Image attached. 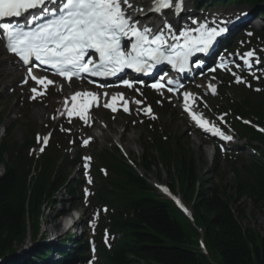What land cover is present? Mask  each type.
I'll return each instance as SVG.
<instances>
[{"label": "trees", "instance_id": "16d2710c", "mask_svg": "<svg viewBox=\"0 0 264 264\" xmlns=\"http://www.w3.org/2000/svg\"><path fill=\"white\" fill-rule=\"evenodd\" d=\"M227 3L264 6V0H228ZM242 97L231 108L242 117H254L264 127V92L243 91ZM241 132L264 146V137L252 129L241 127ZM30 146L8 142L0 145V163L5 167L0 177V260L14 257L30 233L34 239L38 237L44 209L56 203V195L62 189L69 194L68 202L73 206H77L81 196L80 189L69 181L72 164L68 157L60 156L54 148L34 166L26 153ZM154 149L157 157L147 149L141 167L148 173L160 167L165 169L169 187L191 208L193 221L159 197L125 161L102 152L100 161L109 171V177L98 179L97 200L109 207L110 229L121 237L114 251L103 256L105 262L264 264V236L243 225L247 207L242 203L245 199L253 208L264 209V152L260 159L249 158L240 170L231 165L234 172L231 182L225 184L221 179L218 184H210L206 174L218 175L219 168L205 173L207 166L182 139H159ZM33 166L39 172L30 177ZM47 252V247H41L28 259L9 260L5 264H47Z\"/></svg>", "mask_w": 264, "mask_h": 264}, {"label": "snow or ice", "instance_id": "6c2138e0", "mask_svg": "<svg viewBox=\"0 0 264 264\" xmlns=\"http://www.w3.org/2000/svg\"><path fill=\"white\" fill-rule=\"evenodd\" d=\"M170 8L179 15L183 10V0H153L151 10L159 13ZM137 11L142 12L143 8H138L132 0H0V21L22 17L25 20L23 25L2 23L0 29L6 37L7 50L24 65H29L34 59L40 65L50 67L54 75L63 77L69 83L73 78H83L82 74L108 78L125 69L149 74L157 65L164 63L183 73L192 56L196 53H206L216 38L227 31L225 27L209 29L206 25H201L194 30L197 35L194 36L191 30H186L179 37H172L174 41L182 39L183 43L168 44L163 33L152 35L149 27H138L139 21L133 19ZM165 27L170 30L169 25ZM244 57H247L244 64L250 68V59L254 57V52L249 51ZM256 62L259 63V59ZM222 67L226 68V65ZM233 75L235 82H245L236 73ZM28 76L38 86L54 84V81L47 77L34 76L31 68L28 69ZM160 79L163 80V77ZM88 83L93 81L89 80ZM123 83L128 88L133 87L130 81L125 80ZM167 84L173 85L175 81L169 79ZM151 87L160 90L165 84L154 83ZM209 88L215 94V86L209 85ZM176 90L177 88H168V91ZM32 92V98L36 99L37 88L34 87ZM104 95L107 96V93ZM117 97L124 100L123 94L118 93L111 97V102H105L103 107L116 112ZM190 98L194 101L191 93H184L185 111L204 132L225 141L233 139L201 115L194 114L188 103ZM99 99V95L91 91L76 92L71 96V107H68L67 98L64 101L67 116H78L87 124L90 120L89 110L92 106H100ZM134 103L139 105L142 101L136 100ZM122 107L124 112L130 111L128 101L124 100ZM143 111L145 114H151L150 107ZM61 130L66 131L63 128ZM37 140L39 143L40 138ZM48 140L49 137L43 138L44 146ZM89 143L90 138L83 142L84 146ZM40 151L43 152L44 147H41Z\"/></svg>", "mask_w": 264, "mask_h": 264}, {"label": "rangeland", "instance_id": "374dc122", "mask_svg": "<svg viewBox=\"0 0 264 264\" xmlns=\"http://www.w3.org/2000/svg\"><path fill=\"white\" fill-rule=\"evenodd\" d=\"M151 2L152 0L136 1L134 5H136L138 8L143 7L141 5H146L145 8H147L150 7ZM209 9V15H228L232 13H239L243 10V8H236L234 10H231L232 13H230L228 11L223 12L218 9ZM250 26L253 30H255V32H258L264 27V20L258 21V23L252 24ZM251 40L252 39L243 40L240 45H238V47L240 46L239 49H250L253 46ZM262 41L264 42V38L262 39ZM23 75L24 73L20 72V70L15 66L13 60H9V58L5 55L0 43L1 120L3 121V127L6 130H8L12 126H15V129L13 130V134L10 137L9 141H15L23 144L26 141H31L32 134L44 135L47 132L52 133V140H60V137H58V135L60 134V130L62 128L65 129L66 131L63 132L69 134L68 138L74 136L75 142H71L69 144L66 143L64 145V149H70L72 148V146L77 145V148L75 150L70 149L69 154L71 156H74L75 154H81L84 163L82 167H79L72 173V182H76L81 178V176H83V174L85 176H88L90 161L86 160V157H90V155H93L96 158L100 151H111L116 145H120L123 149L124 154L133 161L142 157L143 143L141 140H143L145 133V131L143 130L144 127L149 128V130H153L152 133L154 132V137H162V135L170 133L173 136L182 138V140L186 142L190 150H192L196 154L197 158H199L203 164H206V166L209 167L208 171L215 168V159L211 155L212 150L210 146H207V141L202 135H199L198 133L190 129V125L188 124L186 117L184 116L183 112L179 110L178 106H180V104L178 102H167L166 100H164V102H159L157 104V98L155 96L149 94H143L140 96L137 93H134L129 97L132 106L131 114L127 119L119 117L111 120L106 119L104 113L100 112L96 115V128L93 130H89L88 128L85 129L83 124H81V122L79 121H72L57 126V124H55V114L59 107L60 98L67 95V93L65 94L63 92L62 94H60L56 90H52L49 93L44 92L45 97L41 98L42 95L40 93H43V88H40L37 89V93L35 94L36 99H33L32 97L34 93L32 92V89L34 87L36 88V86L30 84L27 87H24L22 85ZM213 79L217 82V84L220 85V91H223L227 95L230 94L232 97H235L238 100L241 99V93L239 91L240 88H237L238 84L241 83H237L235 81L232 82V80H230L227 85H224L225 77ZM199 84L195 85L196 89L194 88V90L198 91L195 92L198 93L197 98L198 100H200V103L208 106L210 110L216 109L215 107L217 106L218 101L216 102L211 99H206L208 97L204 96V91L199 88L202 86V84ZM247 86L248 85H246L245 88H247ZM67 90L68 89H66V91ZM136 100L142 101V103L137 105L136 103H134V101ZM149 107L152 111V114L150 116H148V114H145V112L143 111V109ZM148 125H155V128L151 129V127ZM3 132L4 129L1 128L0 136H2ZM102 134H107L109 139L102 140ZM89 138L92 139L95 143L92 146H84L83 142L85 140H89ZM146 140L147 139H145V141ZM146 144H148L147 141L144 143V146H146ZM38 146L39 144L37 143V147ZM38 151L39 149L36 150V152ZM244 162L245 161H238V164L236 165L238 170H240V167L242 166V164H244ZM219 164L220 168L217 169L218 175L217 173L215 175H206V179L211 182L210 184H218L221 179L226 184L231 182L234 177V172L231 170V167L227 164V162L221 161L219 162ZM1 171L2 170L0 169V173ZM139 173L145 177V180L151 187H154L157 183L167 185L169 182L168 176L163 167L154 169L153 172L149 174H145L142 171H139ZM158 174L161 175L162 182L157 180ZM86 182L88 187L86 195L88 196V198L85 197V202H83L86 207L83 209L84 224H82L86 225L87 234L89 237H92L95 234V227L98 221V217L97 214L94 213L95 210H91L90 206H88L93 191V182L91 177L89 178L88 176ZM242 203H244V205H246L247 207V220L243 221V225L256 229L261 235L264 236V209L258 210L253 208L251 203L245 201V199L242 200ZM59 209L60 207L57 204L51 205L50 207L47 206L44 209V215L41 221L42 231L38 237V240L35 242V240L31 238L30 234L25 241L24 246L19 249L20 252L18 253V255H29L26 253L30 252L34 247H38L40 244L42 245L48 242L47 240L51 239L52 237L56 238L59 235V240L61 241L63 240V238H65V236L62 235L63 230L61 226V216L59 215ZM54 229L55 231L58 230L56 231L58 232V234L55 233ZM47 232L49 233V235H47ZM42 237H46L47 239H43L46 241L41 240ZM53 244H55V242ZM56 245L57 244H55L54 246ZM66 246L64 247L67 249ZM86 258L89 260L88 264H100V262L96 260L95 255H93L92 253L87 254ZM4 259L3 261L6 260Z\"/></svg>", "mask_w": 264, "mask_h": 264}, {"label": "bare ground", "instance_id": "6f19581e", "mask_svg": "<svg viewBox=\"0 0 264 264\" xmlns=\"http://www.w3.org/2000/svg\"><path fill=\"white\" fill-rule=\"evenodd\" d=\"M132 3H134V0H132ZM135 15H139L138 14V11L135 13ZM134 15V16H135ZM206 23H208V22H206ZM170 27H174V25H169ZM162 28H166L165 27V25H162ZM38 78H42V77H38ZM44 87H47V86H44ZM71 99H68V107H71V104H72V101H70ZM124 100H127V97L126 98H124ZM62 109L60 110V114L63 112V111H66L65 110V105H63L62 107H61ZM107 140V139H109V137H108V135L107 134H102V140ZM47 235H49V233L47 232Z\"/></svg>", "mask_w": 264, "mask_h": 264}]
</instances>
